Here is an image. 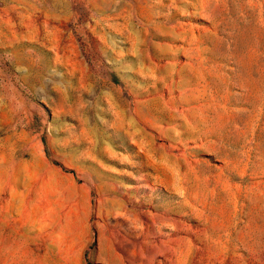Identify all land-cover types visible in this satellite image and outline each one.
Returning a JSON list of instances; mask_svg holds the SVG:
<instances>
[{"label":"rangeland","instance_id":"1","mask_svg":"<svg viewBox=\"0 0 264 264\" xmlns=\"http://www.w3.org/2000/svg\"><path fill=\"white\" fill-rule=\"evenodd\" d=\"M0 264H264V0H0Z\"/></svg>","mask_w":264,"mask_h":264},{"label":"crops","instance_id":"2","mask_svg":"<svg viewBox=\"0 0 264 264\" xmlns=\"http://www.w3.org/2000/svg\"><path fill=\"white\" fill-rule=\"evenodd\" d=\"M82 225H84V221H82ZM84 240H82V242H80V245H84Z\"/></svg>","mask_w":264,"mask_h":264}]
</instances>
